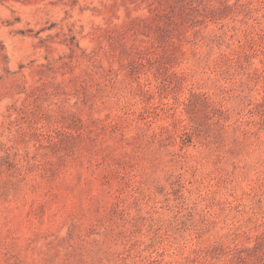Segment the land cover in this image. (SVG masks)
Segmentation results:
<instances>
[{"label":"rangeland","instance_id":"374dc122","mask_svg":"<svg viewBox=\"0 0 264 264\" xmlns=\"http://www.w3.org/2000/svg\"><path fill=\"white\" fill-rule=\"evenodd\" d=\"M0 264H264V0H0Z\"/></svg>","mask_w":264,"mask_h":264}]
</instances>
